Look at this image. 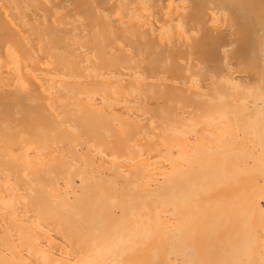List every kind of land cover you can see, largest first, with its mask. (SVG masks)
I'll use <instances>...</instances> for the list:
<instances>
[{"label":"bare ground","instance_id":"bare-ground-1","mask_svg":"<svg viewBox=\"0 0 264 264\" xmlns=\"http://www.w3.org/2000/svg\"><path fill=\"white\" fill-rule=\"evenodd\" d=\"M0 264H264V0H0Z\"/></svg>","mask_w":264,"mask_h":264}]
</instances>
